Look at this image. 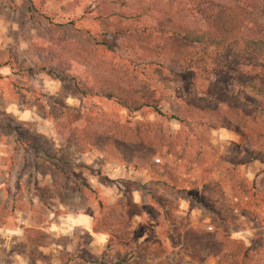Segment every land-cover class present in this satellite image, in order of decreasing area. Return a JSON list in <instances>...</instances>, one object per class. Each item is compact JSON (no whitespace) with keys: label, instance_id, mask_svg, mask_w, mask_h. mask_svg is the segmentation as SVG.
Returning a JSON list of instances; mask_svg holds the SVG:
<instances>
[{"label":"rangeland","instance_id":"rangeland-1","mask_svg":"<svg viewBox=\"0 0 264 264\" xmlns=\"http://www.w3.org/2000/svg\"><path fill=\"white\" fill-rule=\"evenodd\" d=\"M157 1L162 7L170 4ZM153 2L144 0V5L152 8ZM185 4L172 0L170 13L179 16ZM100 6L98 0H0V264H217L210 255L194 258L182 243L195 225L216 226L219 236L225 231L208 209L182 192L165 191L178 223V238H167L161 217L144 212L155 206L146 192L154 179L149 171L116 158L111 146L89 145L72 134L84 126L109 133L117 123L131 120L154 123L156 129L159 124L177 135L180 156L167 160L179 169L199 158L231 159L249 150L243 137L228 127L202 132L200 123L212 121L206 113H196L183 126L148 110L128 112L90 89L81 68L70 66V50L114 79L155 96L163 110H183L189 91L176 74L177 66L129 47L124 37L105 27L98 17ZM203 59L211 81L217 77L219 97L226 89L230 92L237 83V72L230 69L237 66L239 55L216 49ZM204 92L199 94L202 101H216ZM204 138L211 149L203 145ZM239 171L264 189V161L241 164ZM117 199L137 203L135 209L143 215L133 218L128 245L111 238L108 229L101 231L108 240H101L80 224L87 216L94 225ZM231 221L230 238L252 241L258 249L252 261L262 263L264 225L260 229L247 216ZM151 233L157 240L144 241Z\"/></svg>","mask_w":264,"mask_h":264},{"label":"trees","instance_id":"trees-1","mask_svg":"<svg viewBox=\"0 0 264 264\" xmlns=\"http://www.w3.org/2000/svg\"><path fill=\"white\" fill-rule=\"evenodd\" d=\"M182 1L188 7L179 16H173L169 11L172 0L167 7L156 0L152 8L145 6L144 0H98L101 4L98 17L113 34L124 37L129 47L178 67L176 74L189 88L183 110H163L158 98L114 79L74 49L68 53L72 59L69 64L81 68L90 89L108 95L128 112L148 110L160 119H174L183 126L196 113H206L212 121L200 123L202 132L219 127L235 131L249 148L245 153L248 160L246 155L231 159L219 155L211 161L199 158L187 170L179 169L167 160L180 156L177 135L164 132L159 124L158 129L153 128L154 123L150 122L117 123L116 129L109 133L84 126L72 129V134L89 145L111 146L117 151L116 158L135 161L149 171L154 179L146 192L155 206H148L144 212L161 217L167 238H178V223L166 201L167 191L184 193L219 219L225 229L220 236L216 226L208 225H195L184 234L182 243L190 249L191 256L204 260L210 255L217 264H264L258 259L252 261L258 252L256 245L230 238L232 231L228 226L231 217L244 216L260 225V229L264 225V189L239 171L241 164L255 159L264 161V0ZM216 49L239 55L237 66L230 69L237 72V83L230 92L224 90L221 97L217 77L211 81V70L203 59V55ZM236 87L238 90L234 93ZM203 92L205 96H215L216 101L212 103L206 98L202 101L199 94ZM120 127L124 130H119ZM203 142L206 149L212 148L205 138ZM137 206L117 199L95 220L93 230L108 229L111 238L128 245L132 239L133 218L138 214L143 216L135 209ZM139 225L143 226L144 222L140 221ZM152 240H157L155 233L144 239Z\"/></svg>","mask_w":264,"mask_h":264},{"label":"crops","instance_id":"crops-1","mask_svg":"<svg viewBox=\"0 0 264 264\" xmlns=\"http://www.w3.org/2000/svg\"><path fill=\"white\" fill-rule=\"evenodd\" d=\"M80 220H82V219H80ZM82 222L83 223H80V224L83 225V227H82L83 229H85L87 231L90 230L91 232H94L97 237L99 236V238H100V236H102L103 238L101 240H108V238L106 239L104 237L105 235H104L103 232H101V231H94L93 230V219L91 217H87V216L83 217Z\"/></svg>","mask_w":264,"mask_h":264}]
</instances>
